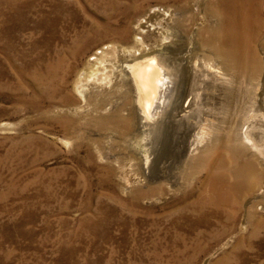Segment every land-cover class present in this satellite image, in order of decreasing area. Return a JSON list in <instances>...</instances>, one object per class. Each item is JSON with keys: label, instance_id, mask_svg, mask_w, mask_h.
Wrapping results in <instances>:
<instances>
[{"label": "rangeland", "instance_id": "1", "mask_svg": "<svg viewBox=\"0 0 264 264\" xmlns=\"http://www.w3.org/2000/svg\"><path fill=\"white\" fill-rule=\"evenodd\" d=\"M188 47L218 121L150 181L119 68ZM263 61L264 0H0V264H264V150L228 135Z\"/></svg>", "mask_w": 264, "mask_h": 264}, {"label": "bare ground", "instance_id": "2", "mask_svg": "<svg viewBox=\"0 0 264 264\" xmlns=\"http://www.w3.org/2000/svg\"><path fill=\"white\" fill-rule=\"evenodd\" d=\"M193 50L190 47L187 53H176L174 57L151 51L146 56L121 62L119 68L124 81L132 89L138 114L137 134H143L142 143L147 148L146 153L139 155V159L143 161L144 174L150 181L155 178L166 179L176 184L175 172L180 165L189 161L191 155H196L207 144L208 125H215L218 121L216 114L219 113L220 106H217L216 97H212L207 103L208 95L194 91L197 79L203 80L205 88H209L207 84L213 76L211 70L214 68H200V62L193 61V66L190 67L194 73L193 78L188 79L186 74V79H183L179 64L190 62ZM86 87L81 91L83 96L86 95ZM253 98L252 111H247L242 119L231 121L228 124V135L230 137L234 133L237 125L238 139L241 141L239 144L264 150V143L255 140L256 135L252 133L253 124L264 126V72Z\"/></svg>", "mask_w": 264, "mask_h": 264}]
</instances>
